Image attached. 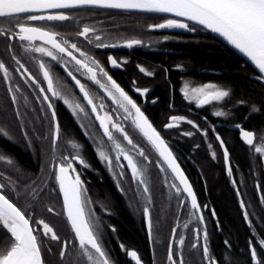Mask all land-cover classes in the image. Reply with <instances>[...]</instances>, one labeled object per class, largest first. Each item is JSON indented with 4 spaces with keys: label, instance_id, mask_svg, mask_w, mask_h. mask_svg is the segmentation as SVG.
Masks as SVG:
<instances>
[{
    "label": "snow or ice",
    "instance_id": "obj_1",
    "mask_svg": "<svg viewBox=\"0 0 264 264\" xmlns=\"http://www.w3.org/2000/svg\"><path fill=\"white\" fill-rule=\"evenodd\" d=\"M111 10L158 18L159 22L146 19L145 27L150 30L215 33L246 57L258 72L257 79L264 82V0H0V45L3 46L0 81L5 89V95L0 97V136L14 140L19 131L39 166L38 171L30 172L0 149V264H119L104 243L101 218L88 195L82 172L78 170V165L91 167L83 154L84 145L69 138L62 127L56 107L58 100H62L80 122L84 135L93 141L97 155L112 172L122 193L126 192L122 181L129 179L153 245L156 243L154 231L159 232L160 228L154 229L156 185L150 168L158 169L162 176L160 186L167 188L169 203L174 200L177 208L176 222L170 228L167 242L168 264H188L185 245L193 219L196 225L191 229L193 236L188 255L199 253V260H194L193 264H235L230 256L223 261L217 259L210 249L204 213L209 205L198 200L192 182L162 131L154 126L137 100L113 78L104 64L83 46L108 48L122 44L132 48L144 44L140 38L107 42L115 39L111 32L116 26H106L95 17L102 14L112 21L108 15ZM79 12L89 15L79 16ZM71 23L76 25L74 33L64 28ZM79 38H83V43H78ZM162 39L180 40L182 37L164 35ZM108 60L113 66L120 64L114 56H109ZM30 65L36 68L35 73ZM57 66H62L74 86L60 82L63 78H58ZM138 67L148 76L155 75L143 65ZM174 67L183 69L185 65L178 63ZM163 71L167 73L168 69ZM84 77L93 87L84 81ZM24 86L35 93L34 99L25 94ZM95 86L104 94L99 96L101 103L96 102ZM76 88L82 94L79 100L86 103L73 101L71 97L76 95ZM149 91L148 87H135L137 93L146 95ZM180 91L187 101L198 106L211 104L217 117L231 115L226 106L232 90L226 86L206 83L190 87L186 81ZM108 100L115 108H106ZM36 101H39L38 105ZM238 103H248L252 113H264V100L257 104L241 99ZM90 114L98 123L86 126L83 120ZM169 119L171 122L165 123L164 129L187 121L205 137L208 135L207 128H201L188 116L173 115ZM129 125L154 150L155 160L130 134ZM93 127L100 130L99 136L90 131ZM235 127L250 149L264 156V128L249 130L243 124ZM212 130L215 131L214 125ZM184 135L193 136L194 132L187 131ZM216 139L223 149L227 174L240 197L243 218L255 232L253 218L233 175L229 148L218 132ZM211 155L215 158L216 152ZM262 187L264 185L257 181L256 188ZM53 197L60 202V211L51 202ZM260 201L264 203V193ZM100 207L104 212L109 211L104 204ZM185 210L189 219L181 224ZM210 211L212 216L216 215L215 209ZM56 217L64 219L71 239L61 236L60 228L53 222ZM181 228L183 233L178 231ZM112 230H116L114 226ZM254 239L255 236L248 241L250 256L247 264H264V236L258 243H254ZM224 243L231 247L227 239ZM120 247L135 264H145L137 250H129L123 243Z\"/></svg>",
    "mask_w": 264,
    "mask_h": 264
},
{
    "label": "flooded vegetation",
    "instance_id": "obj_2",
    "mask_svg": "<svg viewBox=\"0 0 264 264\" xmlns=\"http://www.w3.org/2000/svg\"><path fill=\"white\" fill-rule=\"evenodd\" d=\"M77 14L79 16L85 17L89 15L86 12H79ZM108 15L112 17V21H108L102 14H98L95 17L97 20L104 21L106 26L109 24H114L116 26L111 32L115 39L107 41L108 43H116L117 40L124 38H140L144 40V44L136 45L132 48H128L122 44L117 47L108 48H94L93 46L86 44L83 46L89 50L92 55H95L96 58L101 61V63L104 64L113 78L116 79L117 82L120 83L121 86L124 87L134 99L137 100V102L145 110L146 115H148L149 119L153 122L154 126L157 127L158 130L162 131L165 139L169 142V146L173 148V151L177 155L182 168L185 170V173L192 182L194 190L197 192L198 200L201 204L209 205V208L204 209V213H211L210 209H214L210 198L211 190L206 173L207 171H215L214 180H220L223 178L234 197H238L235 186L231 183V178L227 174V165L222 155L223 149L219 145V141L216 139L217 132L225 139L226 145L229 148L230 160L233 165V175L238 181L241 195L243 197L253 195L257 198H260L263 192V187L258 190L256 188V182L260 181L261 184L264 185V156L256 154L250 149V147L243 141L242 137L240 136L239 129H237L235 125L243 124L249 130L261 129L264 128V126L253 124L251 116L248 115L246 111L241 118L232 120L230 116H215V108L211 104L198 106L195 104V102L187 101L180 91L186 81L189 82L190 87H196L200 84L206 83H215L224 86L222 79L217 78L220 76V73L197 69L193 70L187 67H184L183 69H176L174 67L176 64L179 63L184 65L183 61L181 60H176L171 64L168 63V56H182L180 48L181 46H184L190 38L196 39L200 37L207 39L209 37L211 38L212 36L207 32L168 34L163 31H152L147 29L145 27L146 19L148 22H159L158 18L155 17L146 18L140 14H128L113 10H111ZM88 22H91V19H89ZM64 28L74 33L76 30V25L71 23L65 25ZM164 35L181 36L182 39H170L165 41L162 39ZM215 40L219 42L217 39ZM78 43H83V38H79ZM173 43L177 46H173ZM2 47L3 46L0 45V52H2ZM201 47L211 49L219 48L234 53L231 51V49L224 46L220 42L218 46L203 45ZM152 55L158 57L152 58ZM109 56L116 57L120 61V64L113 66L108 60ZM242 62L243 63L241 64V67H245V65L249 66L245 61L242 60ZM139 65H143L150 71H154L155 75L148 76L146 73L140 72L138 67ZM30 67L35 73L36 68L31 65ZM165 68L168 69L167 73L163 71ZM250 68L253 70V74L249 75V79L264 87V82H261L257 79V72L252 67ZM55 71L58 78H63L60 82L66 81L67 84L74 86V81H72L71 78L67 76V73L62 70V66H57ZM170 73H173L172 78L170 77ZM83 79L86 83H89L90 87H93L91 82H89L86 77ZM136 86L148 87L150 91L146 95L137 93L135 92ZM24 87L25 94L29 95L30 99H34L35 93H33L31 89H28L27 86ZM94 92L97 94L96 102L101 103L102 101L99 99V96L104 95L102 90L98 89V86H95ZM75 93L76 95L71 97L74 102L86 103L79 100L82 94L79 93L78 88L75 89ZM4 95V85L3 82L0 81V97ZM161 101L164 102L163 106L160 105ZM35 103L38 105L39 101H36ZM231 104L232 103L230 99L226 106L227 111L232 112L230 109ZM56 107L58 118L60 119L62 127L65 129L68 137L75 138L84 145L83 154L91 167L85 168L83 166H79L77 162L78 170L82 172V179L85 181L88 187V195H90L92 198L94 206L96 207L97 215L100 216L102 224H111V219L112 224H115V207L110 206L105 193L97 191L98 185L107 184L112 188L114 194L120 198L123 209L128 213L133 223L141 218L140 221L143 232L146 235L148 243L151 244L147 234L145 219L142 216V212L139 210V206L136 204L137 200L129 186V179H123L122 184L126 189V192L122 193L117 187L116 179L113 177L112 172L97 155L93 141L84 135V130L80 127V122L72 114L71 109L65 105L62 100H58L56 102ZM106 108H115V105L111 104L110 100H108L106 103ZM173 115H185L190 119L196 120V122L201 125V128L208 129L207 137H205L198 129H195L192 125L188 124L187 121L179 122L175 124L173 128L164 129L163 125L165 123H170L171 121L169 118ZM91 117L92 114L83 120V123L86 126L92 123H98L94 122ZM204 117H207V120H205ZM117 119H119V117H117ZM213 125L215 126V131L212 130ZM13 127H15V125H13ZM90 131H92L96 136L100 135V130L96 127L91 128ZM129 131L138 143H141L142 146L146 147V150L152 155L153 160H155L156 154L154 150H152L150 146L147 145L146 140H144V138L137 131L133 130L130 125ZM187 131H193L194 135L185 136L184 133ZM16 140L17 138L10 141L13 142ZM3 141L4 140L0 137V144ZM209 144L212 145L211 148H209ZM196 145H199V147H195ZM236 148L240 149L243 158H238L233 155ZM213 151L216 152L215 158H213L211 155ZM150 171L152 180L156 185L154 196L159 195L160 197L161 230H163L164 234H166L167 224L165 223L168 209V190L166 187L162 188L160 186L162 183V176L158 169L155 166H151ZM51 202L55 204L57 211H60V202L57 200V198L53 197ZM101 204L106 205L109 208V211L104 212L100 207ZM175 211L177 212V208ZM212 218H215V216H212ZM188 219L189 217L187 215V210H185L184 215L181 217V224L187 222ZM53 222L59 228H62V226L65 225L64 219L62 217L54 218ZM195 225V221H192V223L189 225L185 250L187 249V246L191 245L193 236L191 229L194 228ZM208 225H210V229L208 228L209 235H220L222 233L220 224H217L216 221H213V224H207V227ZM244 226L247 229V236H249V238L255 236L253 242L258 243V231L260 227L257 224H253L255 229V232H253V228H250L247 222L244 224ZM115 229V231L111 229L113 257L119 261V264H123V259L125 264H135V261L131 260V258L126 255L125 250L121 249L120 245L123 243L129 250H136V248L134 245H132V242L126 243L123 241V239L119 236V231L116 226ZM178 231L180 233L184 232L183 228L179 229ZM61 236L71 239L70 229H66L63 234H61ZM209 247L216 256L217 254L210 244ZM219 253L223 257V260L226 256H230V254L226 255L225 252L222 251ZM139 254L141 255V253Z\"/></svg>",
    "mask_w": 264,
    "mask_h": 264
},
{
    "label": "trees",
    "instance_id": "obj_3",
    "mask_svg": "<svg viewBox=\"0 0 264 264\" xmlns=\"http://www.w3.org/2000/svg\"><path fill=\"white\" fill-rule=\"evenodd\" d=\"M206 33V32H205ZM174 44V43H173ZM182 45V44H179ZM184 45V44H183ZM203 45L218 46L214 38H190L184 46H181L180 52L182 56H168V63L171 64L176 60L183 61L185 67L193 70H205L220 73L217 78L222 79L224 86L232 90L231 96V115L230 118H241L246 113L251 116L253 124L264 126V113H252L248 103L239 104L238 101L243 99L246 101L259 104L261 100H264V87L255 83L249 79V75L253 74V70L245 65L241 67L242 60L232 52L228 50H222L219 48H204ZM173 46H177L174 44ZM158 56L152 55V58ZM173 73H170L172 78ZM163 101L160 105L163 106ZM17 142H11L8 138L0 136L4 141L0 144V149L5 150L9 155L13 156L21 166L30 172L38 171V162L33 155V152L28 148L20 137V133H15ZM15 140V139H14ZM235 157L243 158L240 149L236 148L233 153ZM209 186L211 190V201L216 211L215 218H212L211 213H205V219L207 224H213V221H219L222 233L220 235H209V244L216 252L217 259L223 261V257L220 255V251L225 252L226 255L230 254L231 259L235 264H247L249 259V249L247 229L244 224L246 221L243 218V210L240 207L238 197H234L233 193L227 187V184L223 178L220 180H214L215 171H207ZM97 191L105 193L110 206L115 207V224H103V239L106 247L111 251L113 255V243H112V226H116L119 231V236L123 241L132 242V245L136 250L141 253L145 264H153V247H155V264H168L166 252L167 242L170 236V228L176 221V205L174 201L169 203L166 217V234L161 230V217H160V197L155 196L153 208V221L154 229L159 226L160 231L155 232L154 236L156 243L153 245L148 243L145 233L143 232L141 221L136 220L135 223L131 220L128 213L123 209L120 198L114 194L112 188L105 185H98ZM264 193V187L263 192ZM250 216L253 218V224H257L260 229L258 231L259 238L264 236V203H261L260 198L253 195L243 197ZM47 200V197L45 198ZM136 204L138 205L137 201ZM215 219V220H214ZM140 224V225H139ZM210 229V225H208ZM68 229L69 227L63 225L60 228V233ZM71 237V236H70ZM227 239L231 247L224 244ZM189 249V250H188ZM190 245L185 250V258L188 260V264H193L194 260H199V253L194 256H189ZM125 264L124 259L122 260Z\"/></svg>",
    "mask_w": 264,
    "mask_h": 264
},
{
    "label": "water",
    "instance_id": "obj_4",
    "mask_svg": "<svg viewBox=\"0 0 264 264\" xmlns=\"http://www.w3.org/2000/svg\"><path fill=\"white\" fill-rule=\"evenodd\" d=\"M113 11H118V10H113ZM120 12V11H119ZM152 31H163V32H166L168 34H186L188 33L187 31H184V30H180V29H174V30H152ZM209 33L212 37H214L215 39H217L221 44H223L224 46L228 47L229 49H231V51H233L238 57H240L243 61H245L250 67H252L254 69V66H252L250 64V62H247V58L246 57H243L242 54H240L237 50H235L234 48H232L231 45H228L226 43V41L223 40L222 37H219L217 34L215 33H211L210 31L207 32ZM255 70V69H254ZM256 71V70H255ZM257 72V71H256ZM258 74V72H257ZM146 223V221H145Z\"/></svg>",
    "mask_w": 264,
    "mask_h": 264
},
{
    "label": "rangeland",
    "instance_id": "obj_5",
    "mask_svg": "<svg viewBox=\"0 0 264 264\" xmlns=\"http://www.w3.org/2000/svg\"><path fill=\"white\" fill-rule=\"evenodd\" d=\"M193 221H195V220L193 219Z\"/></svg>",
    "mask_w": 264,
    "mask_h": 264
}]
</instances>
